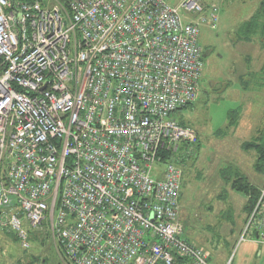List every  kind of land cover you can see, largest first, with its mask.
Here are the masks:
<instances>
[{
    "label": "built area",
    "instance_id": "1",
    "mask_svg": "<svg viewBox=\"0 0 264 264\" xmlns=\"http://www.w3.org/2000/svg\"><path fill=\"white\" fill-rule=\"evenodd\" d=\"M198 34L163 0H0V231L64 264H207L179 222L198 136L172 118L198 97ZM248 234L264 246V186Z\"/></svg>",
    "mask_w": 264,
    "mask_h": 264
},
{
    "label": "rangeland",
    "instance_id": "2",
    "mask_svg": "<svg viewBox=\"0 0 264 264\" xmlns=\"http://www.w3.org/2000/svg\"><path fill=\"white\" fill-rule=\"evenodd\" d=\"M164 1L174 7L182 0ZM204 1H214L219 6V21L215 31L205 26L200 28L199 45L204 64L200 90L193 107L172 115L176 122L186 124L198 134L194 157L185 165H177L184 172L179 206L187 218L181 220L186 226V235L197 243L206 235L223 241L226 230L230 228L236 232L239 228L245 217L247 198L237 193L233 195L230 189L238 176L253 185L264 183V177L254 173L257 152L245 146L256 139H242L243 136L236 135V127L244 117L235 101V75L232 73L237 70L240 55L252 56L253 51L248 44L236 43L234 32L246 20L250 5L243 6L240 0ZM251 81L250 77L247 83ZM230 112L236 115L231 117ZM23 226L26 228V223ZM228 237L230 243L232 239ZM0 248L3 258H9L11 264L26 256V264H64L53 244L42 245L41 241L30 240V248L23 250L13 233L0 231Z\"/></svg>",
    "mask_w": 264,
    "mask_h": 264
},
{
    "label": "crops",
    "instance_id": "3",
    "mask_svg": "<svg viewBox=\"0 0 264 264\" xmlns=\"http://www.w3.org/2000/svg\"><path fill=\"white\" fill-rule=\"evenodd\" d=\"M246 5H250V11L247 12L245 18L247 20L256 9V5L252 3L243 4V6ZM238 44L250 45L253 52L252 56L248 54L246 56H244V54L240 55V58H238L237 61V70L235 69L232 73L235 75V84L233 88V91L235 92V101L238 103V109L242 111L241 115L244 117V119H241L239 122V126L236 127V135L243 136L242 139L250 138L255 140L259 137L262 138L264 135V44L260 39H256L251 43L238 42ZM253 62L255 63L254 67ZM248 65L252 66L248 67ZM250 77L253 81L248 84L247 82ZM254 173L257 174L256 172ZM263 186L264 183L255 185V187L258 189L263 188ZM230 189L233 192V195L237 196V193L241 196H244L243 194L233 190L231 185ZM244 197L247 198L246 196ZM246 203L244 205V210ZM182 212L183 211H180L179 206V222L182 226V237L189 244H192L196 248L202 250V252L207 257V264H264L263 245L254 242L253 239L250 238L252 236L251 234H248L246 239L240 242V237L242 235L248 215L247 212H245V217L241 220L239 228L236 230V232L230 228L226 230L225 240L221 241V239H218L216 241L209 235H206V237L203 238V241L201 240V243H197L194 238H189L186 235V226L181 218L185 220L187 216L185 215V212ZM188 219H190V216H188ZM228 236H231L232 239L230 243ZM198 245H200V247ZM1 260L3 264H11V262H8L9 258L1 257ZM175 264L192 263L182 258L177 260Z\"/></svg>",
    "mask_w": 264,
    "mask_h": 264
},
{
    "label": "trees",
    "instance_id": "4",
    "mask_svg": "<svg viewBox=\"0 0 264 264\" xmlns=\"http://www.w3.org/2000/svg\"><path fill=\"white\" fill-rule=\"evenodd\" d=\"M183 1L184 0H182L179 3V5L174 6V7L168 5L165 1L164 2L172 8H178L179 13L181 14V16L183 18L187 17V18H189V20L192 19L195 21V23L198 24L199 34H198L197 42L199 45L201 26H205L210 31H215L217 29V25H218V21H219V6L214 1L205 2L204 0H200V3L203 5V12L200 15L203 18L204 17L206 18V19H204L203 22H201V20H203V19L199 20L198 15H193V14L189 15V14H186L183 10L179 9L180 5ZM240 1H241L242 5L248 4V3L255 4L256 9L253 11L252 15L247 20H245L243 23H241L240 26L235 30L234 37H235L236 43H238V42L251 43L256 39H260V40H262V42L264 44V0H240ZM212 5H215V7L217 8V12L215 14L217 20H216V24H215L214 29H212L210 27V21H209V13L211 11L210 8ZM199 47H200V45H199ZM201 51H202V49H201ZM201 56H202V53H201ZM263 71H264V67H263ZM191 107H193V104L186 107V108H191ZM230 114H231V117L236 115V114H233L232 112H230ZM230 119H232V118H230ZM179 124L181 126H184V127H189V126H186V124H184V123H179ZM263 140L261 137H259L253 143H246L245 146L248 149L255 150L257 152V162H256L254 168H255V171L258 175H262L264 177V142H262ZM198 142L199 141H197L195 147L193 148V151L190 152L188 159H185L184 163H182V164H184V165L187 164L190 161V159H192L194 157V154L196 151V146H197ZM182 173H183V177H184L183 169H182ZM182 183H183V178H182ZM231 188L233 190H235L236 192L241 193L247 197L245 212L249 213L250 210L253 208L256 200L258 199L259 189L255 186L251 185L246 179L239 177V176L232 182ZM35 240L38 241L34 237L32 241H35ZM25 258H27V256ZM177 260H179V259H177Z\"/></svg>",
    "mask_w": 264,
    "mask_h": 264
},
{
    "label": "clouds",
    "instance_id": "5",
    "mask_svg": "<svg viewBox=\"0 0 264 264\" xmlns=\"http://www.w3.org/2000/svg\"><path fill=\"white\" fill-rule=\"evenodd\" d=\"M1 263H2V260H1ZM3 264V263H2Z\"/></svg>",
    "mask_w": 264,
    "mask_h": 264
}]
</instances>
